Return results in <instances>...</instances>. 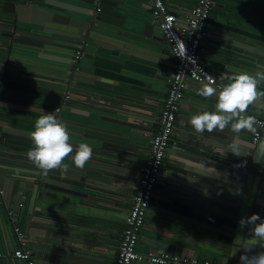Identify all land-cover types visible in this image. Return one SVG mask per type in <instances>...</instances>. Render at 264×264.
Returning a JSON list of instances; mask_svg holds the SVG:
<instances>
[{
    "label": "crops",
    "instance_id": "obj_1",
    "mask_svg": "<svg viewBox=\"0 0 264 264\" xmlns=\"http://www.w3.org/2000/svg\"><path fill=\"white\" fill-rule=\"evenodd\" d=\"M111 1L124 4L126 10H135L146 19L153 14L152 4L145 0ZM165 1L176 13L179 25L184 24L186 12L199 3V0ZM6 2L7 5L0 7V75H3L0 78V247H3L1 242L9 240L6 210L14 208L19 211L20 223L32 242L35 264H67L68 256L89 259L96 264H115L133 196L141 184L142 166L148 157L151 138L158 130L159 117L166 100V87L161 83L155 85L150 95L157 96L160 101L148 102L149 105L144 108L146 111L140 110V105L135 104V101L112 96H85L78 93V86L65 87L63 77L54 73H62L63 68L71 67L70 53L75 48L66 46L67 41L59 37L65 31H56L62 24L69 28L76 27L73 24L76 15H72L71 21L65 23L60 18L56 20L55 14L44 13L46 24L49 22L53 30L42 29L38 31V35L28 24L29 18L19 22L17 15L10 14L18 1ZM26 10L22 15L24 17L28 16V9ZM98 10L97 7L94 15L98 14ZM60 11L65 10L60 8ZM104 15L106 14L101 16L103 19L106 18ZM11 18L16 20L15 23L12 21L13 25L7 24ZM149 22L154 25L152 19ZM134 30L135 28H131L120 34L114 31L104 32L103 35L109 38L101 41L104 46H96V60L88 68L95 72L96 77L109 80V85L121 83L127 85L128 90L131 86V90L142 91L158 82L156 74L162 68L166 73L173 74L175 58L165 37L157 40L156 34L152 32L150 42L160 47L158 53L150 54L152 51L139 41L140 35H136ZM238 45L264 47V0L216 1L207 24L202 62L216 78L220 76L218 70L222 64L225 66L228 63L226 69L243 71L242 67L236 68L234 61L237 62L236 56H244L243 52L247 50L238 48ZM251 53L248 52L249 55ZM255 72L256 70L249 74ZM66 81H70L69 78ZM260 86L264 89V82ZM202 87L203 85L189 82L186 94L193 101L202 98L199 92ZM69 88L74 90L73 94L77 99L64 103L65 95L71 92ZM183 105L184 103L179 115ZM206 105L207 110L214 111L212 103ZM57 108V119L63 121L64 126L69 129V142L74 148L80 143H88L93 149L92 158L84 169L76 168L70 158L65 161L68 168L63 172L72 175L85 186L75 187L79 200H82V208L69 215L72 219L70 223L66 218L43 212L42 208L46 207L35 205L39 194H43L45 204H56L48 200L45 193L49 189H58L46 184L44 188H40L41 179L35 174L38 168L27 158V151L33 147L31 132L36 119L45 113L55 112ZM248 112H252L256 118L264 119L260 109L249 107ZM117 113L138 116L140 120L137 124L148 134L134 133L121 140L110 139L112 135L109 134L97 135V129L94 130L93 126L99 124L98 116ZM192 116L190 108L183 120H179L178 116L170 153L165 159L156 193L147 213L138 250L143 253H165L153 246L154 242L190 245L194 251L182 256L171 255L209 259L219 264V261L227 260L224 258L228 256V250L225 251L227 246L241 242L239 233L235 239L236 209L165 177H179L207 188L205 182L166 167L177 168L184 162L194 169L189 174L203 178L210 175L216 177L223 175L217 164L223 165L226 161H231L227 141L217 136L222 131L197 134L189 123ZM87 125L91 130L84 132L83 127ZM68 210L73 211V208L68 207ZM68 229L71 231L68 232ZM237 254L238 250L235 249L231 256ZM72 264L80 262L75 260Z\"/></svg>",
    "mask_w": 264,
    "mask_h": 264
},
{
    "label": "water",
    "instance_id": "obj_2",
    "mask_svg": "<svg viewBox=\"0 0 264 264\" xmlns=\"http://www.w3.org/2000/svg\"><path fill=\"white\" fill-rule=\"evenodd\" d=\"M6 1L7 0H1L0 7H4L5 5H7ZM16 1L18 2H16L17 4L13 7L10 14L17 15V20L19 22L25 21L29 18L30 21H28V24L31 28H33V31H36V34L38 35L39 30H53V26L49 22H47L46 24L44 13L55 14L56 20L60 18V21L65 23L71 21L70 17L72 15H76V17H74L73 19V24H75L76 27L69 28L62 24L56 31H65L59 34V37L67 41L66 46H70L71 49L75 48L72 53H70L72 55L71 67L63 68L62 73H54L55 75L63 77L62 80H64L65 87L78 86V93L83 94L85 96H91L95 98L102 96H112L121 99H127L129 101H135V104L140 105V110H145L144 108L149 105L148 102H150L151 100L159 103L160 100L157 98V96L151 97L150 95L151 93H153L155 85L159 83H161L160 85H165L167 98L168 81L172 77V73H166L163 68L160 72L156 74L155 79L158 80V82H154L155 84L153 85V87L143 88L142 91L131 90V86H129L128 90V86H124V84L121 83L116 84L114 86L109 85V80H102L98 76L96 77L95 72L91 71L88 68V65L94 64L93 61L96 60V46H104L105 44H102L101 41L108 40L109 38V36L103 35L105 34L104 32L111 33L114 31L115 33L120 34L122 33V31L135 28L134 33L136 35H140L139 41L147 45L148 49L152 51V53L150 54L158 53V47L160 46L158 44L151 43L149 38H152L153 31L157 36V40H163L164 35L160 29V21L156 20L153 14L148 15V18L146 19L145 17H142L139 13H137L135 10H126V8L123 6L124 4L113 3L111 0ZM97 7L99 8L98 14L94 15V11ZM60 8L64 9L65 11H60ZM26 9H28V16L24 17L22 15H24ZM103 14H106L104 15V17H106L105 19L101 17L103 16ZM150 19H152V22L155 26L150 24ZM12 21H14L15 23L16 20L14 18L8 19L7 24L13 25ZM15 26H17V24ZM132 38L135 40L134 37ZM39 39L43 40V38ZM68 42H72V44ZM93 46H95L96 48L94 49ZM237 47L247 50V52H243V54H245L244 56H236L237 62L233 60L234 63H236V68L242 67L243 71L227 68L228 70L236 73L249 74L252 73L254 70H257L258 68L264 67L263 46H256L252 48L250 46L238 45ZM79 48L83 50V53L81 58L77 60L76 51ZM221 52L226 53L225 51ZM248 52H252L251 55H249ZM246 55L247 57H245ZM227 64L228 63H226L225 66H223V64L222 66L219 65L218 73L220 74V76L216 78V83L213 86L219 87L220 85L228 82L227 80L222 79L223 76L233 74L232 72L226 69ZM244 67H247L249 69H245ZM89 72H92L93 74H89ZM0 78H3V75H0ZM68 78L70 81L67 82L66 80ZM80 88H82V90H80ZM257 90L259 92H264L262 86H259ZM70 91L74 93L73 89H70ZM183 103L184 105L182 106V113L179 115V120H183V116L187 115L188 108H190V113H193V115H198L200 112L207 110L206 103H212L214 106H211V108L215 110L216 99L215 97L205 98L202 96V98H197V100L193 101L191 100L190 96L186 94L182 104ZM79 107L85 108L87 109V111L95 112V110L93 109H88L83 106ZM249 107L251 109H260L264 118V100H261L260 102L257 101ZM79 113H82L83 115L87 114L84 112ZM134 113L137 112L134 111ZM247 115H253V113L247 112ZM98 120L100 125L95 124L93 126L94 130L97 129V135L102 136V134H109L112 135L110 139H127L128 137H131L134 133L141 135L148 134L147 132L142 130L137 124V121H139L140 118L136 115L125 116L119 113L106 114L99 115ZM103 124L105 125V127H102ZM67 130L69 129L67 128ZM83 130L85 132L86 130L91 129L89 128V125H87L83 127ZM219 134L220 135H217L218 137L227 141L226 147H228V151L231 153L229 157L231 161H226V164L223 165L217 164V166L222 169L223 175L216 177L210 175L209 177L205 178L200 177L198 175L195 176L189 174V172L194 169L189 168V166L186 165L184 162H181L177 168H173L172 166L166 167L170 170L174 169L175 171L181 173V175L196 178V180L198 181L205 182L207 188L191 184L186 180H181L179 177H165H168L170 180L176 183L186 185L187 187L194 189L198 192L207 194L209 197L220 200L236 209L237 233L235 235V239H237V235L239 233L241 242L240 244L230 243V245L227 246V249H225V251L228 250V252H226V255L228 256H224V258L227 259L226 262L219 261L218 263L226 264L230 262L233 264H240V256L246 250H250L249 254L264 251V243L253 238L252 233L249 232L247 228L241 229L239 225V221L242 217H248L253 214H258L262 219H264V158L257 157V145H254L251 141V132H248L247 130H242L241 133L235 134L230 131V128H226ZM152 139L153 136L151 138V142ZM234 141L241 145V152L238 155L234 154L229 148V145L232 144ZM168 153H170V151ZM227 162L230 164L228 165ZM212 164L216 165L214 163ZM35 174L38 175L41 179L42 184L40 185V188H44L46 184V186L48 187H54L58 189V191L49 189V192L45 193V197H47L48 200L50 199L51 201H53L52 203L56 204H45V198L43 199V194H39L37 196V201L35 202V205H42L43 207H46L42 208L43 212L54 216H61L63 218H66V220L70 223L72 219L69 217V215L78 212L79 209L82 208L80 206L82 205V200H79L76 188H85L84 184H80V182H78L75 177L68 173H64L63 170L60 169L50 170L48 175H44L42 171L38 169L35 170ZM77 200H79V202ZM68 207H72L73 211L68 210ZM71 225L73 224L71 223ZM69 231L71 230L68 229V232ZM152 244L159 250L164 251L165 253H170L179 256H182L185 253L187 254L190 251H194L193 246L190 245L178 246L175 243L160 244L158 242H154ZM235 249L238 250L237 256H231V253ZM75 260H78L80 264H96L92 260H85L84 258H76L73 256H68L66 259V263L72 264ZM145 264L149 263L146 262Z\"/></svg>",
    "mask_w": 264,
    "mask_h": 264
},
{
    "label": "built area",
    "instance_id": "obj_3",
    "mask_svg": "<svg viewBox=\"0 0 264 264\" xmlns=\"http://www.w3.org/2000/svg\"><path fill=\"white\" fill-rule=\"evenodd\" d=\"M145 1L152 4L153 16L160 21V29L175 58V66L168 81L167 98L159 117L158 130L153 136L147 160L142 166L141 184L133 196V203L126 218L115 264H217L209 259H189L163 252L143 253L138 250L141 232L171 147L188 84L191 82L213 86L212 81H216V77L208 71L201 57L207 24L217 0H199L198 5L186 12L183 25H179L176 13L165 0ZM82 53V49L77 50V60L81 58ZM76 99L77 97L69 92L64 97V103ZM256 119V133H252L251 141L258 146L264 141V119ZM6 218L9 223V240L1 242L3 247H0V264H35L32 242L20 223L19 211L14 208L7 209Z\"/></svg>",
    "mask_w": 264,
    "mask_h": 264
},
{
    "label": "clouds",
    "instance_id": "obj_4",
    "mask_svg": "<svg viewBox=\"0 0 264 264\" xmlns=\"http://www.w3.org/2000/svg\"><path fill=\"white\" fill-rule=\"evenodd\" d=\"M227 83L219 87L204 85L200 95L205 98L215 97L216 104L214 111L204 110L198 115L190 118V125L197 134L211 133L214 130L230 131L239 134L242 130L256 133L258 121L255 116L247 115L249 106L257 101L264 100V92L257 89L264 82V67L258 68L254 74L235 73L223 76ZM212 81V85H215ZM45 113L36 119L34 130L31 132L33 147L27 151V158L31 163L40 169L44 175L50 170H65L71 159L72 164L79 169H84L93 155V149L88 143H80L74 148L69 142L70 133L63 122L57 119L56 113ZM234 154H240L241 145L233 142L229 145ZM74 153V154H73ZM257 157L264 158V141L259 143ZM241 229L247 228L252 237L264 243V219L258 214L242 217L239 221ZM246 250L240 256V264H264V251L249 254Z\"/></svg>",
    "mask_w": 264,
    "mask_h": 264
}]
</instances>
